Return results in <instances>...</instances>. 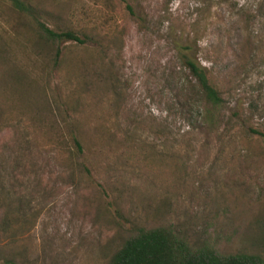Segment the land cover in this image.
Returning <instances> with one entry per match:
<instances>
[{
    "label": "rangeland",
    "instance_id": "rangeland-1",
    "mask_svg": "<svg viewBox=\"0 0 264 264\" xmlns=\"http://www.w3.org/2000/svg\"><path fill=\"white\" fill-rule=\"evenodd\" d=\"M26 1L97 44L54 64L0 0V264H110L167 225L264 258V0ZM187 57L225 100L213 131Z\"/></svg>",
    "mask_w": 264,
    "mask_h": 264
},
{
    "label": "trees",
    "instance_id": "trees-1",
    "mask_svg": "<svg viewBox=\"0 0 264 264\" xmlns=\"http://www.w3.org/2000/svg\"><path fill=\"white\" fill-rule=\"evenodd\" d=\"M6 1H9L19 13L36 19L38 40L49 46H55L52 59L54 64H58L62 56L61 42L71 41L79 45L97 44L92 34L80 35L74 31L57 32L50 29L40 20V9L31 2ZM186 65L201 91L203 122L208 130L213 131L222 116L225 100L206 68L188 57ZM251 133L264 138V133L260 131L251 129ZM71 136L78 152L82 153L83 147L78 137L74 134ZM110 264H264V258L246 253L224 254L211 243L194 245L180 236L171 225H167L156 228H133Z\"/></svg>",
    "mask_w": 264,
    "mask_h": 264
}]
</instances>
